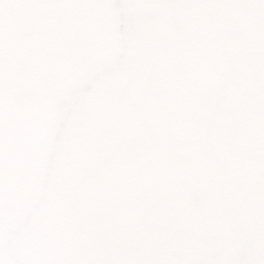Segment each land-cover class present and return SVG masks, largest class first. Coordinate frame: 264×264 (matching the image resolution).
Masks as SVG:
<instances>
[{"label":"snow or ice","instance_id":"6c2138e0","mask_svg":"<svg viewBox=\"0 0 264 264\" xmlns=\"http://www.w3.org/2000/svg\"><path fill=\"white\" fill-rule=\"evenodd\" d=\"M0 264H264V0H0Z\"/></svg>","mask_w":264,"mask_h":264}]
</instances>
